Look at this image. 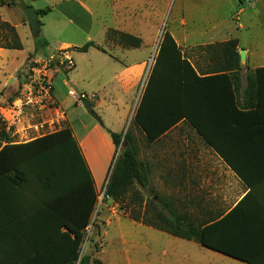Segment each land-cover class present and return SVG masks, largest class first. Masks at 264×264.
Masks as SVG:
<instances>
[{"label": "crops", "instance_id": "obj_1", "mask_svg": "<svg viewBox=\"0 0 264 264\" xmlns=\"http://www.w3.org/2000/svg\"><path fill=\"white\" fill-rule=\"evenodd\" d=\"M24 1L25 4L34 6L31 4L32 0ZM38 1H44L47 6L35 7L37 11L47 10L46 14H39L40 22L41 16H48L54 11H58L56 17L59 18L57 19H64L69 25H75L89 35L96 26V19L107 21L109 17L114 19L113 28L133 35L123 27L130 23L133 24L135 8H126L125 21L122 22L120 11L114 6L109 15L103 16L99 9L91 8L85 0ZM11 25L16 28V31L20 27L23 29V24L14 25L11 23ZM107 26H109L108 23H102V27L111 28ZM216 27V25H206L203 30L205 37L201 40L187 38L193 33L187 31V36L183 38L182 42L176 41L183 54L194 66L197 74L209 79L206 84H201V82L195 84L196 89L191 104L193 122L189 123L188 120L182 119L152 142H149L145 134L134 125L137 134L132 135L138 148V159L142 162L147 177V185L143 188L136 185V188L140 190L143 200H174L176 216L181 214L185 216L187 225H194L204 230L209 242L219 248L237 254L241 258L250 259V262H244L204 247L194 240L175 237L156 229L161 234L169 235L198 248L202 258L194 260L190 264H212L213 262L216 264H264V114H257L258 124H254L248 129L247 116L233 111L229 94V78L224 77V75L229 77L230 73L221 69L225 64L224 57L214 50L209 51L208 46L225 43L231 39H238L240 43V38H228L233 30L230 34L220 37L215 34ZM46 44L48 45L47 41ZM62 45L66 48L72 44L66 42ZM195 45L197 47L193 48ZM103 49L106 51L105 48ZM114 49L123 53L124 56H129L130 50H134V48L125 49L120 45ZM5 50L0 48V54H3ZM246 50L248 49L244 51ZM13 57L18 59L19 54L18 57L17 54ZM111 57L123 65V69L115 75L114 80L124 91L134 90L137 82L145 74L144 61L134 60L131 63H125V60L118 55H111ZM252 61L255 60L252 59ZM247 63L248 61L241 60L243 69L241 85L237 94V106L241 112L256 110L250 108L251 102L247 99V75L249 71L263 67L264 60L259 64L255 63L253 68L249 67ZM56 70L52 72V82H54ZM129 74H132L133 81H135L130 89H126L123 82L124 76ZM98 78L99 75L96 80ZM65 84V80H63L62 85ZM155 86L157 92L158 82ZM81 94L85 95V93ZM54 96L57 102L55 90ZM2 98L5 99L4 95ZM57 119L55 116L49 117L38 124L32 122L29 112L23 121L11 124L15 126V133L12 137L19 134L22 137L29 135L31 130L47 127V123L51 127L58 121ZM194 123L201 126L207 135V141L191 125ZM90 126V129L87 124L85 128L76 129L69 123L67 116L66 127L72 130L80 147L84 146L83 152L87 154L86 142L95 133L102 136L107 144L108 155L102 160L93 159L87 155L85 158L97 190L100 178L101 190L107 186L117 150L111 138L105 136L98 125L90 124ZM255 129L259 131L256 143L248 147L246 143L247 131L252 132ZM40 136L42 135L37 137ZM37 137L15 143L28 142ZM238 170L249 176L251 185L246 184L238 176L236 173ZM1 194L2 191H0ZM38 201L0 200V264H19L21 256L35 249L39 239L43 238L44 233L38 228L41 224L36 214ZM180 208L181 211H179ZM166 215L171 217L169 211ZM148 228L149 231L155 229L150 226ZM206 258H208L207 261ZM19 259L20 261L17 263Z\"/></svg>", "mask_w": 264, "mask_h": 264}, {"label": "rangeland", "instance_id": "obj_2", "mask_svg": "<svg viewBox=\"0 0 264 264\" xmlns=\"http://www.w3.org/2000/svg\"><path fill=\"white\" fill-rule=\"evenodd\" d=\"M85 1L91 8L99 9L103 16L109 15L114 6L119 9L122 22L125 21L126 8H135L133 24L128 23L129 25L123 28L142 39L141 47L130 50L129 56L116 51L114 47L118 44L110 39L117 38L110 32V30H116L113 28L114 19L112 18L108 17L107 21L96 19V26L88 35L86 31L75 25H69L64 19H57L58 11L48 16H41V35L34 38L23 11L26 5L24 0H14L15 5L11 7L7 5L0 7V16L3 21L14 25L23 24V29L17 28V33L24 47L20 52L6 49L3 54H0V130L4 129L11 136L15 133V126L7 121L10 117L9 112L2 109L7 108L12 103L11 98L15 100L24 89L25 75L30 72L38 58L46 56V53L48 55L65 52L72 60V64L64 61V64L55 69L53 88L57 102L54 109L30 112L34 123L40 124L44 122V119L53 116L59 118V123H53L51 127L47 123V127L31 130V134L23 135V137L20 134L15 135L12 139L14 142L26 141L63 129L66 127L67 116L69 123L76 129L85 128L86 124L90 129V124H96L109 139L108 130L123 135L130 130L135 136L137 130L133 125V115L155 63L164 34L163 28L169 31L176 41L181 42L187 36V31L193 32L187 38L203 39L205 37L203 30L206 25H216L215 34L220 37L230 34L233 30L228 38H240V43L236 39L240 57L241 51L248 49L245 51L243 61H248L249 67L253 68L255 63L259 64L264 60V0H113V3L112 0ZM31 4L34 8L47 7L44 1L32 0ZM102 23H108L107 27L111 28L102 27ZM45 40L48 45H44ZM90 41L95 42V46L87 52L75 49ZM66 42L72 45L64 48L62 44ZM195 47L197 46H193ZM100 48H105L107 53L99 50ZM15 54L17 57L19 54L18 59L13 57ZM111 55H118L125 60V63H131L134 60L144 61L145 74L137 82L134 90L124 91L114 80L115 75L123 69V65L115 61ZM98 75L99 78L96 80ZM132 77V74L124 76L123 82L126 89L132 87L135 81ZM63 80L65 85H62ZM3 95L5 99L2 98ZM83 98L90 102L94 112L101 117L102 125L87 113L82 105ZM24 118L25 116L18 123ZM86 144L87 154L83 152L84 146H82L83 149L81 147L85 158L87 155L93 159L102 160L108 155L107 144L99 134H93ZM120 150L117 149L114 164ZM99 180L98 203L92 223L87 229L81 256L89 255L99 258L104 264H190L202 258V254L195 246L161 234L156 229L149 231L148 226L133 221L129 217V212L125 211L119 203L105 197V188L100 190ZM130 197L129 194L127 204H130ZM144 201L148 203L159 200ZM163 201L174 203V200ZM133 208L131 204L129 209ZM135 208L138 212L139 209ZM159 208L168 213L161 203ZM181 210L180 208L179 211Z\"/></svg>", "mask_w": 264, "mask_h": 264}, {"label": "trees", "instance_id": "obj_3", "mask_svg": "<svg viewBox=\"0 0 264 264\" xmlns=\"http://www.w3.org/2000/svg\"><path fill=\"white\" fill-rule=\"evenodd\" d=\"M14 6V0H0V7ZM29 6L28 4L25 7ZM46 14L47 10L38 11ZM113 39L123 48L138 49L142 39L129 33L110 30ZM44 45L46 41H44ZM87 42L78 51L87 52L94 47ZM0 48L23 50V44L16 28L1 19ZM99 50L106 52L103 48ZM223 55L225 64L221 68L229 71V94L232 109L237 114L247 116V128L257 123V114H264V66L247 75V99L254 111L241 112L237 106V94L241 85V59L238 41L208 46ZM207 77L197 74L194 66L183 54L181 47L169 31H165L159 46L155 63L133 117L135 125L149 142L155 141L182 119L193 122L191 104L196 82L206 84ZM156 82L159 89L156 92ZM14 101V98H11ZM246 108V109H250ZM207 141V135L199 124H191ZM110 138L120 154L117 157L107 186L105 197L120 204L129 217L155 229L186 240H194L204 247L227 256L250 262L209 242L205 231L185 223V216L177 215L173 203L143 200L136 185H147V177L142 162L138 159V148L132 132L124 136L108 130ZM258 130L247 131L248 147L255 145ZM10 133L0 130V200H39L36 214L39 229L44 236L38 246L17 260L19 264H104L102 260L89 255L81 256L86 242V233L98 203V193L88 163L82 149L70 128L54 131L24 143H15ZM124 142L126 143L124 145ZM235 169V168H234ZM238 176L251 185L249 176L236 171ZM130 194V204L127 198ZM168 209L171 217L159 208ZM133 209H129L130 205ZM137 207L139 210L136 212Z\"/></svg>", "mask_w": 264, "mask_h": 264}, {"label": "built area", "instance_id": "obj_4", "mask_svg": "<svg viewBox=\"0 0 264 264\" xmlns=\"http://www.w3.org/2000/svg\"><path fill=\"white\" fill-rule=\"evenodd\" d=\"M64 61L72 64L71 58L65 52L48 54L38 58L30 72L25 76L24 89L15 100L2 110L9 112L8 123L15 124L21 118L34 110H53L56 105L54 88L52 82V72ZM84 99V98H83ZM56 123H59V118Z\"/></svg>", "mask_w": 264, "mask_h": 264}, {"label": "water", "instance_id": "obj_5", "mask_svg": "<svg viewBox=\"0 0 264 264\" xmlns=\"http://www.w3.org/2000/svg\"><path fill=\"white\" fill-rule=\"evenodd\" d=\"M24 14L27 18L28 26L31 31V34L34 38H38L41 35V24H40V19H39V13L38 11L32 7V6H27L23 9ZM165 31V28H163V33ZM245 59V51H241V60L243 61ZM152 62V61H151ZM82 105L87 111V113L92 116L99 124H103V121L101 117L96 114L90 104V102L84 98L82 99ZM126 135V132L124 133V136ZM126 143L124 142V145ZM111 175V172H110Z\"/></svg>", "mask_w": 264, "mask_h": 264}, {"label": "bare ground", "instance_id": "obj_6", "mask_svg": "<svg viewBox=\"0 0 264 264\" xmlns=\"http://www.w3.org/2000/svg\"><path fill=\"white\" fill-rule=\"evenodd\" d=\"M144 85V84H143Z\"/></svg>", "mask_w": 264, "mask_h": 264}]
</instances>
